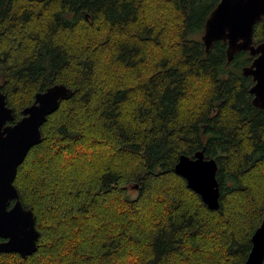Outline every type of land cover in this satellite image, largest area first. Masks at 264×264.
<instances>
[{"label": "trees", "instance_id": "1", "mask_svg": "<svg viewBox=\"0 0 264 264\" xmlns=\"http://www.w3.org/2000/svg\"><path fill=\"white\" fill-rule=\"evenodd\" d=\"M219 1L0 0L9 123L36 93L73 90L14 181L37 250L0 252V264L245 263L264 219V108L243 74L249 51H206ZM202 149L218 162L219 209L174 169Z\"/></svg>", "mask_w": 264, "mask_h": 264}, {"label": "water", "instance_id": "2", "mask_svg": "<svg viewBox=\"0 0 264 264\" xmlns=\"http://www.w3.org/2000/svg\"><path fill=\"white\" fill-rule=\"evenodd\" d=\"M260 20L264 21V0H220L208 16L201 38L207 52L215 41L227 42L229 61L242 50L255 56L243 68V74L255 81L250 89L254 105L264 108V41H254L255 25ZM72 95L70 87L54 84L36 93L33 104L23 110L22 118L9 123L14 112L0 86V252H17L26 257L37 250L40 233L35 215L24 207L14 181L29 151L42 141L43 124L58 110L61 101ZM218 168L217 160L206 157L204 149L194 156L180 155L174 167L212 210L220 207ZM244 264H264V219L252 236V248Z\"/></svg>", "mask_w": 264, "mask_h": 264}, {"label": "rangeland", "instance_id": "3", "mask_svg": "<svg viewBox=\"0 0 264 264\" xmlns=\"http://www.w3.org/2000/svg\"><path fill=\"white\" fill-rule=\"evenodd\" d=\"M132 186V185H131ZM137 189L138 188H130L129 187V194H130V196L132 195V196H134V195H136L137 194Z\"/></svg>", "mask_w": 264, "mask_h": 264}, {"label": "flooded vegetation", "instance_id": "4", "mask_svg": "<svg viewBox=\"0 0 264 264\" xmlns=\"http://www.w3.org/2000/svg\"><path fill=\"white\" fill-rule=\"evenodd\" d=\"M255 59V56H253V60ZM229 60V59H228ZM230 62V61H229ZM253 62V61H252ZM251 78H252V85H251V87L255 84V81L253 80V77L251 76ZM251 87H250V89H251ZM251 93V92H250ZM252 94V93H251ZM252 97L254 98V95L252 94ZM253 98H252V100H253ZM3 238H0V240H2Z\"/></svg>", "mask_w": 264, "mask_h": 264}]
</instances>
